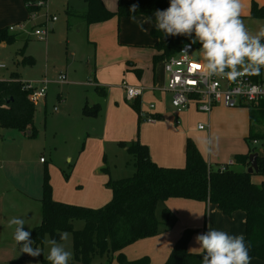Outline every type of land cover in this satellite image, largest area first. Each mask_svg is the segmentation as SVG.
I'll list each match as a JSON object with an SVG mask.
<instances>
[{"label": "crops", "instance_id": "crops-1", "mask_svg": "<svg viewBox=\"0 0 264 264\" xmlns=\"http://www.w3.org/2000/svg\"><path fill=\"white\" fill-rule=\"evenodd\" d=\"M252 1L240 0L241 16L251 17ZM256 1L264 6V0ZM103 2L110 10L116 9L117 0ZM25 9L23 0H0V27L22 23L19 19ZM130 17L114 15L89 24L82 20L76 25L77 31L82 29L86 41L94 47L91 65V85L94 91L91 93L92 103L86 96L80 95L76 106L72 107L77 129L76 139H83L84 149L80 150L75 158L67 154L68 163H71L69 160H74L72 166L68 167H71L68 179L64 180L57 173V178H54L49 169L54 200L93 208L100 207L110 200L112 192L106 187V183L117 178L113 177L107 164L106 143L115 146V157L116 153L120 155L127 152L124 146L119 145L120 141L138 140L148 147L151 160L164 167L184 166L188 138L213 166L228 163L233 160L234 155L249 151L245 141L250 129L247 107L216 106L211 113L199 111L193 103L181 111L172 108L170 93L162 89L165 83L163 61L153 62L156 50L150 29L154 22L136 16L137 23H134ZM140 24L143 25L144 31L141 30ZM73 83L81 85L78 81ZM125 84L142 88L138 105L148 111V104L153 103V112L158 116L156 121H139L133 104L126 100ZM95 87L104 89L103 96ZM84 103H98L99 114L96 117L83 116L81 108ZM55 108L54 111H58L56 115L64 118L69 116L65 100L61 102L60 110H57L56 106ZM193 119L196 122H193ZM201 121L204 123L203 128L199 127L200 124H195ZM261 128L264 129V126ZM1 152L2 150L0 201L8 196L15 197V205L18 203L19 206L16 208L13 204L11 207L22 214V219H28L30 223H25L24 230L28 227L31 232V228L40 222L42 189L40 187L41 192L37 193V184L40 186L41 182L37 176L33 177L30 172L31 165L26 164L28 161L20 159L23 157L20 151V157L11 160L3 158ZM11 154L15 155L17 152ZM40 158L39 164L44 168L46 160L40 161ZM249 166L244 168L248 169ZM163 204L174 218L173 223L154 236L138 239L125 246L122 251L129 260L147 256L149 264H164L174 243L185 229L194 230L186 246L190 253H201V250L196 249L199 245L195 242V237L209 231V226L224 230L230 235L246 234V213L243 210H236L228 215L216 204L175 197L167 198ZM33 214L36 217L34 221ZM2 218L3 209L0 205V221ZM10 259L0 258V261L7 260L8 263ZM27 264H40V261L36 258ZM251 264H264V260L252 258Z\"/></svg>", "mask_w": 264, "mask_h": 264}, {"label": "trees", "instance_id": "trees-1", "mask_svg": "<svg viewBox=\"0 0 264 264\" xmlns=\"http://www.w3.org/2000/svg\"><path fill=\"white\" fill-rule=\"evenodd\" d=\"M26 0H23L25 2ZM86 9L81 14L89 24L108 19L114 15L142 16L155 24V11L169 7V0H117L116 9L107 8L103 0H84ZM132 4H138L135 13L130 12ZM28 18L37 6L26 7ZM251 17L264 18V6L256 0L251 4ZM154 38L153 62H164L184 43H191L185 36L164 37L154 25L150 29ZM15 33L8 26L0 27V41L10 42ZM264 42V41H262ZM192 44V43H191ZM200 49L199 43L192 44ZM23 61L32 64V55H24ZM256 81L264 79V69L259 76H252ZM20 75L11 72L8 79L0 80V127L14 129L28 137L35 135L33 126L35 103L29 99L30 90L24 88ZM103 96L104 89L95 87ZM139 98L131 103L137 115L140 112ZM250 129L245 141L249 146L247 153L236 154L234 164L221 169V164L210 165L191 139L185 146V164L183 167H164L153 162L148 147L138 140L120 141L133 157L134 172L131 176L110 179L106 183L112 196L108 202L93 208L70 204L52 198V188L47 165L43 168L40 199V222L31 228L33 248L42 249L46 237L60 241V232L72 234L74 260L81 264H91L94 256L104 259V264H149V258L142 256L129 260L123 248L138 239L154 236L169 228L174 218L164 206L167 198H186L216 204L225 214L236 210L246 213V234L243 235L252 258L264 260V181L258 184L253 174L264 176V148L256 147L252 141L264 140V101L247 102ZM100 105L84 103L83 116L96 117ZM139 121H143L138 116ZM258 153V171L249 173L250 154ZM236 166H243L237 168ZM70 172V171H69ZM69 173L65 175V179ZM160 206L159 216L156 214ZM82 220L83 226L75 229L73 221ZM194 230L185 229L174 243L164 264H201V253H190L186 246ZM42 252V251H41ZM23 258H12L7 264H22ZM40 264H49L41 253ZM72 264V263H69Z\"/></svg>", "mask_w": 264, "mask_h": 264}, {"label": "rangeland", "instance_id": "rangeland-1", "mask_svg": "<svg viewBox=\"0 0 264 264\" xmlns=\"http://www.w3.org/2000/svg\"><path fill=\"white\" fill-rule=\"evenodd\" d=\"M46 1L47 3L43 6H38V13L33 18L32 16L28 18L25 9L22 18L19 19L22 25L16 23L13 24V29H8L10 32L15 33V39L10 42H0V59L6 64V68L0 70L1 80L8 79L11 72L18 73L22 80L32 82L35 86H38L42 80H46V96L35 102L33 120L35 135L28 137L17 130L0 127L1 156L9 160L18 159V151H20L23 154V157L19 156L20 159L28 161L26 164L27 166L31 165L30 172H32L33 177L37 176L38 181L41 183L43 165L39 164L40 157L46 160L45 165L48 166L49 179L51 173L54 178H57V173L64 180L68 179H65V175L70 173L71 167H68L72 166L74 160H69L71 163H68L67 154H71L75 158L77 153L84 149L83 139H76L77 129L75 128L72 107L76 106L80 95L86 96L88 101L92 103L91 93L94 91L91 85L94 47L93 44L90 46L86 41L83 30L77 31L76 29L77 23L83 20L81 14L86 9L84 0ZM46 15H55L57 19L47 31L46 36L40 39L35 36L33 31L36 27H42L38 23H42ZM240 18L248 31L253 34L264 27V18L248 16H240ZM24 55H32L35 59L34 63L29 64L23 61ZM59 76L64 77L63 83L58 81ZM75 81L80 82L81 85L73 83ZM64 100L67 103L69 113L67 118L56 115L58 111H54L55 106L57 110H60V104ZM239 107L244 106L235 108ZM193 122H196V120L193 119ZM195 124L204 125L203 121ZM251 143L256 147H264V140L252 141ZM114 147L109 143H106L105 146L107 164L110 166L113 177L131 176L134 172L132 155L123 152L120 155L116 153L114 157ZM14 151L17 154H11ZM115 166L117 167L115 168ZM253 180L261 184L264 181V176L255 173L253 174ZM41 183L40 186L37 184V193L41 192ZM16 201L15 197L9 196L0 201L3 209V218L0 221V258H7L8 260L12 257L19 258V256H22L21 258H24L23 262H26V264L36 258L40 261V255L32 257L21 253L20 245L13 239L14 227H8V221L11 218H22V214L11 207L13 204L15 205ZM17 206H19L18 203ZM159 211L160 206L156 209L157 216H159ZM35 218L33 214L32 220L34 221ZM25 222L30 223L28 219ZM73 224L75 229H80L83 226V221L75 220ZM25 231L30 232V229L26 227ZM67 233L69 234L67 241L60 240L57 242L64 244L66 250L71 251L72 259L69 263L81 264L74 260L72 234ZM45 239L49 238L46 237ZM41 251L47 257L49 246L44 242ZM7 260L0 261V264H7ZM104 263V259L99 256H94L91 261V264Z\"/></svg>", "mask_w": 264, "mask_h": 264}, {"label": "clouds", "instance_id": "clouds-1", "mask_svg": "<svg viewBox=\"0 0 264 264\" xmlns=\"http://www.w3.org/2000/svg\"><path fill=\"white\" fill-rule=\"evenodd\" d=\"M241 7L240 0H169L168 8L155 11L154 27L164 37L185 36L192 44L199 43L208 77L236 82L245 75L259 76L264 69V27L255 34L249 32L240 18ZM137 9L138 4H132L130 12ZM130 19L137 23L135 15ZM139 26L145 30L142 24ZM25 223L24 219L13 217L8 227H14L13 239L20 245L21 253L37 257L41 249L32 247ZM59 235L61 241H67L69 236L67 232ZM195 242L203 255L201 264H251L243 234L230 235L209 226V231L198 234ZM44 243L49 246L46 257L49 264H69L72 253L64 244L55 239H45Z\"/></svg>", "mask_w": 264, "mask_h": 264}, {"label": "built area", "instance_id": "built-area-1", "mask_svg": "<svg viewBox=\"0 0 264 264\" xmlns=\"http://www.w3.org/2000/svg\"><path fill=\"white\" fill-rule=\"evenodd\" d=\"M46 0H27L24 5L43 6ZM38 10L30 12L31 18L37 15ZM57 19L55 15H46L42 23V27H36L34 34L37 38H44L47 31L52 27L53 22ZM22 25V23H17ZM13 24L8 29H13ZM190 48L186 49V46ZM203 60L200 49H196L191 43H184L176 53L171 54L163 62L165 74V83L163 90L170 93V104L175 111H181L189 107L191 103L201 112L211 113L218 106L223 105L228 108L243 106L247 102L264 101V79L256 81L252 76H243L236 82H230L226 78L208 77L207 72L203 68ZM6 68V64L0 59V70ZM227 71V70H226ZM64 77L59 76L58 81L64 82ZM1 80V79H0ZM4 80V79H2ZM24 88L30 90L29 99L35 103L39 98L46 94V80L39 82L35 86L32 82L24 81ZM126 100L134 101L142 95V88L139 86L124 85ZM56 109V108H55ZM154 110V104H148V111L140 108L138 116L143 121L154 122L158 119ZM203 128L204 125H199ZM44 159L41 157L40 161ZM234 160L221 164V169H225L227 165H233Z\"/></svg>", "mask_w": 264, "mask_h": 264}, {"label": "water", "instance_id": "water-1", "mask_svg": "<svg viewBox=\"0 0 264 264\" xmlns=\"http://www.w3.org/2000/svg\"><path fill=\"white\" fill-rule=\"evenodd\" d=\"M258 153L254 152L252 154H250L249 160H250V166L248 167L247 171L249 173H254L258 171Z\"/></svg>", "mask_w": 264, "mask_h": 264}]
</instances>
